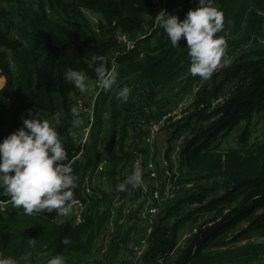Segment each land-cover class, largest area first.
<instances>
[{
    "label": "trees",
    "instance_id": "trees-1",
    "mask_svg": "<svg viewBox=\"0 0 264 264\" xmlns=\"http://www.w3.org/2000/svg\"><path fill=\"white\" fill-rule=\"evenodd\" d=\"M197 4L0 0V141L22 126L31 109L55 126L71 156L77 148L71 129L83 116L73 117L70 109L92 91L81 93L66 82L65 70H84L95 82L88 65L92 56L104 55L109 69L114 65L119 73L111 90L98 93L84 161L72 164L76 196L97 164L99 142L110 156L109 178L116 188L115 174L135 159L126 147L141 154L144 170L150 159L146 126L187 100L178 174L170 164L179 189L156 219L141 257L125 246L144 231V222L132 221L131 215L121 225L120 212L113 217L114 207L138 196L130 189L82 197L84 220L77 225L47 210L27 215L10 202L6 210L0 208V257L10 256L17 264H47L57 254L65 264H264V0H214L225 22L216 35L227 46L207 80L190 74L186 40L173 47L154 23L162 9L183 19ZM87 12L98 19L93 22ZM122 34L136 39L128 52L121 51ZM124 86L130 89L127 102L116 97ZM0 196L10 199L3 190ZM195 225L198 231L172 261L170 252L181 234ZM65 237L72 243L64 245Z\"/></svg>",
    "mask_w": 264,
    "mask_h": 264
},
{
    "label": "clouds",
    "instance_id": "clouds-1",
    "mask_svg": "<svg viewBox=\"0 0 264 264\" xmlns=\"http://www.w3.org/2000/svg\"><path fill=\"white\" fill-rule=\"evenodd\" d=\"M154 23L164 30L173 47H179L181 38L187 42V54L191 63L189 72L207 80L218 66L226 48V40L216 34L225 27L224 14L214 6V0H198L196 7L190 9L185 17L160 10ZM92 63L96 81H92L84 70L68 67L64 72L66 82L73 84L81 93H90L95 87L109 91L117 84L119 73L104 55H94ZM130 89L122 87L116 97L127 102ZM73 117H79L81 109H70ZM78 122V121H77ZM59 123V118H57ZM58 132L48 119L38 112L28 110L22 116V126L0 141V190L10 198L15 208H23L25 214L33 215L44 210L66 216L75 203V189L78 177L74 174L71 162ZM143 184L142 168L136 166L131 174L116 185L118 192L135 189ZM35 239L28 244L35 246ZM69 237L64 245L71 244ZM0 264H17L10 257H0ZM47 264H65L63 255L57 254Z\"/></svg>",
    "mask_w": 264,
    "mask_h": 264
},
{
    "label": "built area",
    "instance_id": "built-area-1",
    "mask_svg": "<svg viewBox=\"0 0 264 264\" xmlns=\"http://www.w3.org/2000/svg\"><path fill=\"white\" fill-rule=\"evenodd\" d=\"M120 41L122 42V52H128L135 47L136 39H132L125 34H122ZM116 55H118V52ZM100 90L97 86L91 90L90 96L76 99L75 107L81 109L80 113L83 117L79 118L80 120L76 129H71V135L76 142L77 148L72 150L71 156L67 155L68 159L64 163L71 162L74 164L78 161H84L85 146L89 142L94 122V105ZM219 101L222 100L219 99ZM186 105L187 100H181L172 106L159 120L151 122L146 126L144 145L150 150V159H148L144 170H142L143 184L135 189L130 188V190L138 193L137 197L130 195L118 207L113 208L114 218L117 212H120L117 224H126L131 215L132 221L140 219L144 222V225L142 224L145 227L144 231L133 235L134 237L132 236L125 246V249L132 250L137 258L141 257L146 251L156 219L164 212L167 204L174 197V192L179 189L176 186L177 175L176 177L172 176L170 164L171 162L173 163V170L175 174H178L181 148L185 141L183 124L185 122L184 117L186 116ZM107 116L108 114L105 113V117ZM174 129L177 132L174 133ZM97 149L98 161L91 173L86 175L82 195L77 196L73 208L66 216H61L56 210H53L52 212H56L57 218L69 221L73 225L80 224L84 220L85 211L82 197L90 198L101 196L104 193L110 195L117 193L109 178V171L112 170L110 156L101 142H99ZM126 149L134 154L135 159L130 165L124 166L122 173L118 172L115 174L117 183L122 182L127 175L131 174L136 166L140 167L142 164V156L136 149L133 147L131 149L126 147ZM3 195L5 194L3 193ZM9 203L10 199L3 200L0 196L1 210H6V206ZM107 231H109V227ZM197 231L198 226L195 225L191 230H186L181 234L177 244L170 252V259L172 261L178 259L185 245ZM101 239H104V235H102Z\"/></svg>",
    "mask_w": 264,
    "mask_h": 264
},
{
    "label": "rangeland",
    "instance_id": "rangeland-1",
    "mask_svg": "<svg viewBox=\"0 0 264 264\" xmlns=\"http://www.w3.org/2000/svg\"><path fill=\"white\" fill-rule=\"evenodd\" d=\"M87 14L89 15L90 19L94 22L98 19V15L91 13V12H87ZM0 84H1V79H0ZM233 134H230L229 139L232 137Z\"/></svg>",
    "mask_w": 264,
    "mask_h": 264
},
{
    "label": "water",
    "instance_id": "water-1",
    "mask_svg": "<svg viewBox=\"0 0 264 264\" xmlns=\"http://www.w3.org/2000/svg\"><path fill=\"white\" fill-rule=\"evenodd\" d=\"M74 195H75V198L77 199V196H76V194H75V193H74ZM76 199H75V200H76Z\"/></svg>",
    "mask_w": 264,
    "mask_h": 264
}]
</instances>
